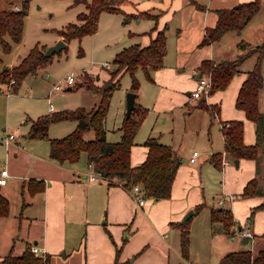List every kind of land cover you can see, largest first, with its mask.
I'll return each instance as SVG.
<instances>
[{
  "label": "crops",
  "instance_id": "obj_1",
  "mask_svg": "<svg viewBox=\"0 0 264 264\" xmlns=\"http://www.w3.org/2000/svg\"><path fill=\"white\" fill-rule=\"evenodd\" d=\"M246 1L251 0H124L127 4L123 9L125 12H148L152 16L132 18L135 19L133 32L123 36V40L130 41L128 45L138 43L145 46L161 29L166 35L163 65L151 72L152 103H139L137 93L135 104L147 109L146 116L152 112L157 117L165 110L171 112L173 106H187V122L195 126L202 142H206L203 153L196 150V161L190 162L194 150L185 158L174 149L180 163L171 184L170 196L163 199L145 198L144 204L138 205L122 186L110 185L101 177L89 180L86 155H81L76 162L59 163L49 157V142L46 145L42 142L15 141L12 143L14 145L8 146L5 165L0 167L7 166L9 175L0 189L10 202L8 216L0 217V260L10 250L13 255H18L26 247L35 245L44 248L45 255L49 256V264H115V260L116 264H170L169 250L174 248L175 251L178 247L180 229L177 224L181 223L188 210L192 209L194 215L196 205H203L205 186L202 184L206 177L215 176L213 167L222 172V193L226 197L222 204L227 202L235 226L249 229L254 235V245L259 239L261 247H264V238L256 236L264 230V209L256 211L251 222L247 218L263 197H242L239 200L235 197L252 177L257 178L258 184L262 183L259 176L264 173V142L258 155L259 168L253 159H237L236 166L241 167L239 171L229 163L220 162V167H217L211 161L212 155L228 159L224 154L222 126L229 120H242L244 143L253 144L256 141L254 123L235 106L239 87L252 69L256 56L251 55L240 64L239 71L224 90L213 92L206 98L208 106L218 108L217 115L212 116L202 107H192L196 101L192 106L188 102L202 60L210 59L215 64L233 59L243 52L238 48V42L254 46L264 40V0H260V9L239 32L227 31L217 41L199 44L206 30L215 25L218 9ZM57 38L63 39L58 35ZM13 64L8 62L5 65ZM106 70L102 78L98 72L89 73L102 81L109 76ZM261 72L263 85L258 95V109L264 112V58ZM4 95L7 106L8 97L12 94ZM52 111L47 109L38 116ZM122 113L116 128L119 136V127L125 116V112ZM161 136L162 133H159L153 137L167 142ZM146 154L147 147L136 142L134 137L130 150L131 165L141 163ZM203 160H208V166L204 167L201 163L198 167L197 164ZM29 180L40 181L43 190L30 193L26 185ZM33 183L36 188L40 185ZM17 192L21 197L18 199V209L11 210L10 198ZM23 195H28V202ZM229 195L234 198L229 199ZM216 236L218 261L227 251L246 249L240 245L235 248L238 244H230L237 238L240 241L245 238L223 233ZM244 241L248 242V239ZM189 264L193 263L189 261Z\"/></svg>",
  "mask_w": 264,
  "mask_h": 264
},
{
  "label": "trees",
  "instance_id": "obj_2",
  "mask_svg": "<svg viewBox=\"0 0 264 264\" xmlns=\"http://www.w3.org/2000/svg\"><path fill=\"white\" fill-rule=\"evenodd\" d=\"M28 1L23 0L18 10L13 8L0 10V45L5 53L10 51L12 43H19L22 39L23 20L27 14ZM122 2L124 0H73V4H84L86 11L77 14V23L70 22L61 29H57L56 33L66 42L72 39L80 41L84 35H90L96 31L98 17L102 11L122 13L128 19L152 17L148 12L127 13L120 7ZM259 9L260 0L241 2L230 8L218 9L215 25L206 30V35L199 44L204 45L217 41L227 31L239 32ZM6 37H9V40ZM46 47L44 44H35L27 55L11 66H6L0 57V85L7 84L13 79L12 90L16 92L27 75H36L38 69L45 68L51 63L55 54L45 56ZM238 48L243 52L235 58L225 59L215 64L210 59H204L197 71L200 75L210 74L209 94H211L224 90L233 75L239 71L240 64L247 57L256 56L255 63L247 72L235 99V106L243 110L246 117L254 123L256 141L253 144L244 143V127L240 119L229 120L225 123L222 126V134L224 153L227 158L232 160L253 159L259 168L258 155L264 142V112L258 109V95L263 85L261 62L264 58V40L254 46H250L247 42H238ZM81 51L79 48L78 55L82 54ZM165 54L166 35L162 29L156 31L145 46L134 43L123 48L115 54L111 70H109V78L103 84L85 85L99 96V100L91 109L78 107L73 110L65 109L40 115L31 122L25 137L29 139L47 138L49 157L56 162H76L82 153H85L86 160L93 171L107 180L108 184L120 185L128 191L132 185L137 184L145 198H168L180 163L178 154L171 146L161 142L157 137L148 136L143 142L147 147L145 159L135 166L130 163V150L134 144V137L146 116L147 109L136 105L129 116H124L119 127L120 139L117 141L106 139L105 127L110 97L119 86L122 74L125 72L129 74L130 89L137 96L139 81L135 75L136 70L142 69L147 79L153 81L151 72L162 67ZM80 85L81 83L76 84L71 89ZM192 107H202L212 116L218 113V108L208 106L204 98L199 99ZM64 120L75 121V128L65 136L48 137L50 124ZM89 130L93 131V137L86 139L85 133ZM211 161L215 166L220 167L221 159L217 155H212ZM33 182L40 183V185L36 188ZM26 185L30 193L42 191L44 188L38 180H29ZM240 194L243 197H263L262 201L251 209L248 216V221L251 222L255 211L264 209V187L259 186L256 177H252ZM201 207L202 204H199L194 209L198 211ZM9 209L10 202L0 189V217L8 216ZM210 221L213 225L217 224L218 232L227 236H234L236 229L238 230L231 210L223 206L210 209ZM187 224L188 220L185 224H177L180 229V254L184 259L189 256L190 230ZM256 236L264 238V230ZM243 238H245L243 240L248 239ZM116 251L118 252L119 249ZM0 262L2 264H49V256L41 257L32 252L28 246L18 255H13L10 250ZM116 263L117 260H115ZM219 264H264V247L253 253L248 248L227 251L220 257Z\"/></svg>",
  "mask_w": 264,
  "mask_h": 264
},
{
  "label": "rangeland",
  "instance_id": "obj_3",
  "mask_svg": "<svg viewBox=\"0 0 264 264\" xmlns=\"http://www.w3.org/2000/svg\"><path fill=\"white\" fill-rule=\"evenodd\" d=\"M22 2L23 0H0V10L13 8L15 3L21 6ZM72 2L73 0H29L27 14L23 20L21 41L12 43L10 51L6 53L3 52L0 45V57L3 63L16 64L23 56L27 55L35 44L49 46L55 43L58 40L56 30L61 29L70 22L77 23V14L86 11L82 3L73 4ZM125 5H127L126 2H122L120 7L124 9ZM133 22H135V19L130 18L127 21L124 14L102 11L98 17L95 33L84 35L80 41L77 39L70 40L66 48L61 50L60 53H56L51 63L45 68L38 69L36 75H27L21 82L19 89L8 97L7 106L4 100L7 97L0 93V167L5 163L8 154V148L2 142V138L7 136L8 133L14 134L16 138L10 141L11 145H14L12 143L15 141L48 144L47 138L29 139L25 135L31 121L36 119L39 114L47 112L50 104L53 107L52 112H54L65 109L73 110L78 107L89 110L97 103L99 96L85 85L99 86L109 76L105 80L101 81L99 79L98 81V77L89 72H98L99 77L102 78L107 73L106 69L111 70L112 65L110 68H106L104 64L106 62L112 64L115 54L121 51L122 47L129 46L130 41L123 40V36L133 32ZM6 39L9 40V37H6ZM79 48L82 50L81 55H78ZM70 71L76 74L73 86L80 83L81 85L72 89L64 88L62 91H55L48 96V91L53 84L63 79ZM135 75L139 81V95L137 98L139 103L144 101L151 105L150 80L147 79L140 68L136 70ZM130 88L131 78L125 72L120 78L119 86L110 97L105 123L106 139L109 141L120 139L116 128L120 122L121 111L122 114L125 112V95L131 90ZM191 104L194 103L190 102V106H192ZM186 107L184 105L181 107L178 105L173 106L171 112L165 110L160 112L158 117L149 112L135 135V141L143 143L149 134H152L149 136H154L162 133L161 138L167 141L165 143L176 149L185 158H188L193 150L203 153L206 142H202L201 134L199 139L195 126L187 122L185 118ZM163 116H165L164 122ZM24 121L26 122L24 123ZM74 128L75 121L72 120L51 123L48 128V137L65 136ZM92 137V130L85 133L86 139ZM82 155L84 156L85 153H82ZM226 160L225 164L229 163L234 170H241V167H237L231 158ZM201 163L204 164V167L209 164L208 160H203L197 166L199 167ZM213 168L215 176L206 177V181L202 184L205 186L203 205L192 215L187 224L190 230L189 256L187 259L181 257L178 241V247L175 248V251L174 248L169 250L170 264H189V261L193 264H219L216 255V240L218 239L216 235L221 233L217 231V224L213 225L211 223L209 214L212 207L223 206L227 208L229 206L227 202L224 204L218 202L219 199L226 198L222 193L224 179L221 170ZM259 180L262 182L259 186L264 187V173L260 174ZM23 197L26 202L29 201L28 195H23ZM235 197L239 200L243 196L238 194ZM18 199H21L18 192L11 196V210L18 209ZM232 243L238 244V246H234L235 248L239 245L245 248L250 246L249 242L240 241L238 238L234 242L230 241V244ZM261 246L262 244L258 239L253 252H256Z\"/></svg>",
  "mask_w": 264,
  "mask_h": 264
},
{
  "label": "built area",
  "instance_id": "obj_4",
  "mask_svg": "<svg viewBox=\"0 0 264 264\" xmlns=\"http://www.w3.org/2000/svg\"><path fill=\"white\" fill-rule=\"evenodd\" d=\"M20 8V6L15 5L14 9L18 10ZM104 66L106 68H110L111 64L109 63H105ZM75 79H76V74L73 71H70L69 73H67L65 75V77L61 80H59L58 82L54 83L53 86L51 87V89L48 91V96L55 92V91H62L64 88H68L73 86V84L75 83ZM14 82L13 79H11L7 84L4 85H0V92L9 95L12 94L14 91L12 90V83ZM209 90H210V74H202L198 76V78H196V84L194 89L190 92V94L188 95V102H197V100L204 98L206 100V98L209 95ZM52 105L50 104L48 107V110L52 111ZM15 139L14 134L12 133H8L7 136H5L4 138H2V142L4 143V145L8 148V146L10 145V141ZM225 154V153H224ZM198 155V152L196 150H194L189 158L190 162H195L196 161V156ZM221 163L225 164L226 160L225 157H222L221 159ZM8 171L6 167H3L0 169V185H4L6 183V179L8 177ZM101 177L98 173L94 172L91 165H89V170L87 173V178L89 180H95L97 178ZM133 200L138 204V205H142L144 204L145 201V197L142 194V190L140 188L139 185L134 184L132 185V187L129 190ZM234 198L233 195H229V199ZM224 201V199H219V203H222ZM235 235L243 238L246 237L248 238V242L250 244V246L248 247V249L250 250V252L253 253V249H254V235L253 233L247 229V228H240V229H236V233ZM30 249L32 252H34L35 254L40 255L41 257H45V250L44 248H40L38 246L35 245H31Z\"/></svg>",
  "mask_w": 264,
  "mask_h": 264
},
{
  "label": "water",
  "instance_id": "obj_5",
  "mask_svg": "<svg viewBox=\"0 0 264 264\" xmlns=\"http://www.w3.org/2000/svg\"><path fill=\"white\" fill-rule=\"evenodd\" d=\"M67 46L66 42L63 39H58L56 40L55 43L47 46L44 50V55L45 56H50L52 54H56L59 51H61L63 48ZM199 73L196 74V78H198ZM71 87H68L67 89H70ZM135 98H136V93L133 91H128L125 95V116H129L131 112L135 109L136 104H135ZM237 159L234 160L235 164H237ZM193 210L190 209L188 210L185 215L183 216L181 220V224H185L187 219L192 215ZM240 229V228H238Z\"/></svg>",
  "mask_w": 264,
  "mask_h": 264
}]
</instances>
